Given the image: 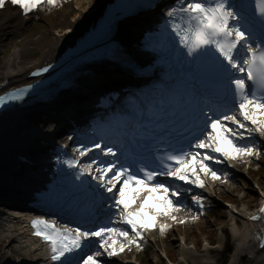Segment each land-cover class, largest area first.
<instances>
[{
    "label": "snow or ice",
    "instance_id": "1",
    "mask_svg": "<svg viewBox=\"0 0 264 264\" xmlns=\"http://www.w3.org/2000/svg\"><path fill=\"white\" fill-rule=\"evenodd\" d=\"M58 2L7 0L24 15L42 5L55 6ZM5 7L6 0H0V9ZM161 28L167 34V43L159 44L154 50L161 55L175 52L184 56L188 64L205 65L209 86L203 90L194 87L181 90L161 81L152 93L135 98V107L117 118V127L111 134L106 133L105 138L91 147L81 144L74 149L79 157L96 149L109 159L93 158L90 163L82 164L76 157L61 160L57 156L58 164L76 170L74 179L80 184H85L88 177L96 181L94 196L101 203L111 201L109 210L115 209L118 214V220H110L109 224L120 223L130 229L107 224L95 229L67 225L58 228L54 221L34 219V234L49 244L51 259L59 264H100L99 256L104 253L116 256L129 245L142 247L139 240L143 239L145 230L158 226L162 233L166 231L168 226L157 225V217L169 216L183 205L176 199L179 190L159 177L203 188L202 175L220 179L205 163L221 162L216 154L232 160L260 155L254 145L241 146L236 141L244 139L240 129H246L249 135L254 132L264 135V0H255L253 9L243 0H174L167 6ZM146 46H153L151 37ZM47 71L48 67H43L32 75ZM27 91L28 88H19L0 95V107L23 100ZM229 98L236 111L227 107ZM178 128L187 134L182 136L187 150L169 144L152 157L133 148L142 142L163 143L161 137H171V130ZM176 134L180 135L179 131ZM104 193L110 195L105 197ZM192 199L203 209L201 196ZM121 239L125 242L118 243ZM93 240H98L103 252H84Z\"/></svg>",
    "mask_w": 264,
    "mask_h": 264
},
{
    "label": "bare ground",
    "instance_id": "2",
    "mask_svg": "<svg viewBox=\"0 0 264 264\" xmlns=\"http://www.w3.org/2000/svg\"><path fill=\"white\" fill-rule=\"evenodd\" d=\"M71 1L59 0L58 4L55 5L58 6V9L50 18H45L42 6L25 16H20L17 8H6L0 12V52L11 35H18L20 38L23 36L17 47L0 63V92L28 83L30 70L35 66L48 62L68 42L72 41L76 35L88 27L92 14L101 7L103 0H73V3ZM33 14L39 16L41 30L32 37H24V31L32 21ZM145 21V18L138 17L133 20L131 26H126V28L132 31L137 25L144 24ZM119 30L121 29L118 28L117 30L119 40L133 49V36L121 34ZM23 54H26V56H23ZM95 78L91 85L92 88L107 85L110 81L121 78V76L111 75L104 71L103 68L99 69L98 67ZM25 113L24 109L17 108L0 114V183L4 186L3 189L7 187L6 180L13 168L23 161V163L27 161L24 153L30 148L31 138L34 134L26 126ZM113 124L117 125V120ZM221 173L228 178L235 176L229 168L222 169ZM161 180L171 184L174 189L182 187L180 183L182 181L174 182L165 178H161ZM222 181L221 179L213 180L209 175L206 176L204 182L205 184L208 182L215 185L228 184ZM231 181L233 179H230V181L228 179V182ZM187 189L193 191L195 187L190 185ZM213 189L215 190V188ZM182 205L183 209L181 210L180 208L179 211H175L176 213L184 211V204ZM247 210L248 206L246 205L237 210V219L241 221V227L238 226L236 219L233 221L231 233L235 245L231 252L229 264H264V247L259 249L257 245L256 235L259 227L256 221L249 219ZM25 224L26 222L23 218L2 213L0 216V227L7 235H4L0 241L5 238L9 239V243L5 246L8 251L14 249V244L12 243L17 244L22 248L17 254L19 256L28 254L30 261L34 264L33 260L41 258L38 256L40 251L29 240ZM117 225L118 223H116ZM119 225L125 228L123 224L119 223ZM220 255V246L216 245L210 250H204V253L195 255L196 259L194 257L188 260L184 257L172 264H220ZM1 264H16V262L13 263L8 258H4Z\"/></svg>",
    "mask_w": 264,
    "mask_h": 264
},
{
    "label": "rangeland",
    "instance_id": "3",
    "mask_svg": "<svg viewBox=\"0 0 264 264\" xmlns=\"http://www.w3.org/2000/svg\"><path fill=\"white\" fill-rule=\"evenodd\" d=\"M71 2L73 3L74 1L72 0ZM57 9L58 6L45 5V16L47 18H50L51 16H53ZM40 30V20L34 17L30 24L27 25V28L24 31V37H32ZM122 33L132 35L133 31L126 30L122 31ZM22 38L23 36L20 38L18 37V35H11L9 39L6 40V43L4 44L3 49L0 52V63L10 54L11 51H13V49L17 47ZM23 56H26V54H23ZM25 112L26 113L24 115V120L26 121V124L30 122L29 119L31 117L36 116L38 118V121H43L44 118H47L49 115L48 111L44 108L26 109ZM230 126L235 128V125ZM239 131L244 132V139L240 140L239 138H237L236 142L241 146H244L246 144L254 145L256 150L260 153L259 156H238L235 160L225 159L223 156H217V160L221 162L218 163L216 161H205V163H208L209 166L217 172V175L221 180H223L222 182L228 183L221 185L213 184V188H215V192L218 195H228V198L226 199L236 203L239 209L246 205L249 209L253 210L257 208L259 203V190L264 189V149L257 142V140L254 139L253 134L249 135L246 129H240ZM249 138L254 139V141L248 140ZM248 162L249 167L247 166ZM258 163L261 164L262 169L258 171V176H256V172L251 171L254 165ZM228 167H231L232 171L235 174V176L232 178H228L226 175L221 173L222 169H228ZM203 177L206 178V176ZM228 179L229 181L230 179H233V181L228 182ZM181 184H183V186L181 188H178L180 195L176 198L180 200L181 204H184V211H181V213L172 212L171 215L166 216L173 221L174 226L170 230V232H168L164 236L160 233L155 232L153 229L145 230L143 239L139 240V243L146 245L141 249L140 252L136 253L137 257L141 261H144V259L149 260V264H160L162 260V264H167L166 260L163 258V255L165 253L168 254V256L173 261L183 259L184 257L190 260V258H194L195 255L204 253V250H210L216 245H219L221 249L219 263L229 264L231 252L235 245L231 229L233 221L234 219L237 220V217L229 214L227 210L223 208V206L219 207V205H217L212 200L203 198L200 195L202 194L200 192L201 188H198L192 184V187H196L195 190L193 189L192 191L191 189H187V187H189L191 184L188 185L184 182ZM193 196H201L203 198V209H201L193 201ZM182 209L183 208L181 207V210ZM171 216H175L177 219L173 220ZM193 217L197 218L193 219ZM181 220H183L184 222L181 223ZM237 222L238 226L241 227V221L237 220ZM126 228L130 231V229H128V226ZM183 236L186 237L185 243H183L181 240ZM207 236H209V240H211L212 245L207 244ZM3 237L4 236L0 233V239H2ZM123 242L125 241H123L122 239L118 240V243ZM7 243H9L8 238L0 241V264L4 258H9V260H16L19 257L17 253L21 249L17 246V244L11 242L12 244H14V249L12 251H8V249L5 248ZM136 248L137 246L135 244L129 245L125 249L128 251L127 253H130L123 254V252L125 251L124 250L122 252V255H127L125 257H130L131 253L136 252ZM104 254L109 261H114L117 259L115 256L109 257L106 253ZM194 259H196V257Z\"/></svg>",
    "mask_w": 264,
    "mask_h": 264
},
{
    "label": "trees",
    "instance_id": "4",
    "mask_svg": "<svg viewBox=\"0 0 264 264\" xmlns=\"http://www.w3.org/2000/svg\"><path fill=\"white\" fill-rule=\"evenodd\" d=\"M36 120H37V117H36V116L30 118V121H31V122H34V121H36Z\"/></svg>",
    "mask_w": 264,
    "mask_h": 264
}]
</instances>
